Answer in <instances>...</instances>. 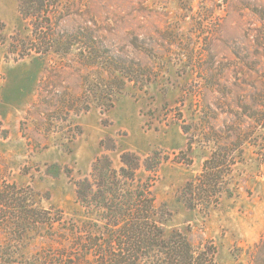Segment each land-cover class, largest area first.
Here are the masks:
<instances>
[{
	"label": "rangeland",
	"instance_id": "374dc122",
	"mask_svg": "<svg viewBox=\"0 0 264 264\" xmlns=\"http://www.w3.org/2000/svg\"><path fill=\"white\" fill-rule=\"evenodd\" d=\"M50 11L55 35L92 36L122 64L149 73L150 82L126 81L105 113L49 114L95 76L83 65L81 46L67 56L20 58L16 43L28 42L32 28L18 0H0V182L29 186L42 208L81 219L72 181L87 176L97 156L105 152L118 166L123 150L160 151L169 160L154 195L168 211L165 234L178 230L195 244L211 240L217 264H250L264 234V0H62ZM256 103L261 125L253 129L247 115ZM210 125L222 131L240 125L250 139L232 173L238 195L205 213L185 208L178 190L211 154L213 144L202 140ZM187 138L191 163H178ZM109 139L114 152L100 146ZM52 245L35 236L9 264H39L36 255Z\"/></svg>",
	"mask_w": 264,
	"mask_h": 264
},
{
	"label": "trees",
	"instance_id": "16d2710c",
	"mask_svg": "<svg viewBox=\"0 0 264 264\" xmlns=\"http://www.w3.org/2000/svg\"><path fill=\"white\" fill-rule=\"evenodd\" d=\"M61 2L18 0V13L32 28L28 42L16 43L23 48L20 58L29 54L67 56L75 46H81L83 65L95 76L91 83L82 84L74 99H59V106L49 114L77 115L92 108L105 113L114 106L126 81L139 87L150 82L149 73L135 71L133 62L122 64L108 49H101L92 36L55 35L50 8L58 9ZM41 90L39 85L38 95ZM259 107L262 105L256 103L248 109L252 112L247 117L253 129L261 125ZM182 131L188 136L185 125ZM204 134L203 142L213 144L211 154L203 161L201 171L178 190V198L185 208L207 213L223 199L238 195L232 173L243 162V146L250 137L240 125L225 131L210 125ZM191 140L187 138L185 151L179 152L178 163H191L186 155L192 149ZM108 142H100L104 151L117 150L112 139ZM168 160L160 151L142 156L123 150L119 165L114 166L107 153L97 156L89 174L72 181L81 219L67 217L58 208H42L32 188L2 180L0 264L14 263L13 258L19 255L25 241L40 235L49 239L53 247L39 251L35 259L39 264H217V250L211 240L195 244L181 231L165 234L163 223L168 211L157 203L154 187L160 167ZM250 264H264V234L250 253Z\"/></svg>",
	"mask_w": 264,
	"mask_h": 264
}]
</instances>
